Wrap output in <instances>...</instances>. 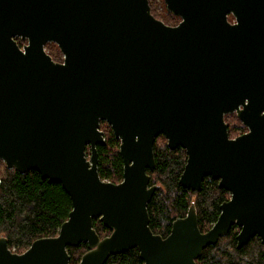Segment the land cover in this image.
<instances>
[{
  "label": "water",
  "instance_id": "obj_1",
  "mask_svg": "<svg viewBox=\"0 0 264 264\" xmlns=\"http://www.w3.org/2000/svg\"><path fill=\"white\" fill-rule=\"evenodd\" d=\"M163 1L175 26L148 0H0V161L60 184L71 201L55 237L23 253L0 237V264H69L67 248L80 244L78 264L131 249L143 264H196L233 226L237 249L264 243V0ZM227 114L247 131L229 138ZM102 121L119 141L118 184L98 175ZM160 135L185 151L183 189L198 193L210 177L229 194L206 232L193 204L165 238L149 228ZM96 219L111 232L102 239Z\"/></svg>",
  "mask_w": 264,
  "mask_h": 264
},
{
  "label": "trees",
  "instance_id": "obj_2",
  "mask_svg": "<svg viewBox=\"0 0 264 264\" xmlns=\"http://www.w3.org/2000/svg\"><path fill=\"white\" fill-rule=\"evenodd\" d=\"M166 16L157 13L155 2L148 0L151 14L165 25L175 26L177 19L165 10ZM232 16L228 20L232 21ZM176 20V22H175ZM19 46L24 42L16 39ZM48 46V44H46ZM45 46V47H46ZM53 61L61 62V57L47 53ZM229 138H235L247 130L235 114L224 116ZM105 145L97 146V171L103 181L118 184L122 180L123 162L119 155V141L115 139L111 128L100 122ZM241 131V133H239ZM88 154V150H87ZM154 169L147 171L150 185L158 186L148 206L149 228L165 238L172 222L185 217L191 204L194 205L198 228L206 232L215 223L220 210L219 206L229 199V194L218 188L217 181L204 178L201 191L192 193L183 189L178 181L186 163L185 151L181 148L170 150L166 139L160 135L153 144ZM0 237L7 240L9 249L23 253L36 240L55 237L61 224L67 220L71 211V201L61 185L41 178L35 171L19 174L8 170L0 161ZM93 228L99 238L111 232L97 219ZM239 228L233 226L229 233L218 240L216 245L208 246L202 252L196 264H264V243L254 237L240 249L236 248V235ZM87 251L86 246L67 248L69 264H77ZM105 264H143L135 249L111 256Z\"/></svg>",
  "mask_w": 264,
  "mask_h": 264
},
{
  "label": "rangeland",
  "instance_id": "obj_3",
  "mask_svg": "<svg viewBox=\"0 0 264 264\" xmlns=\"http://www.w3.org/2000/svg\"><path fill=\"white\" fill-rule=\"evenodd\" d=\"M154 2H155V8L157 9V13L158 14H160L161 16H166V13H165V11H164V7H163V5H162V2L161 1H163V0H153ZM163 3H164V1H163ZM164 6H165V4H164ZM165 10H166V7H165ZM167 11V10H166ZM175 17V16H174ZM176 18H178V17H176ZM177 24L179 23V21H180V19L178 18L177 19ZM175 22H176V20H175ZM231 22H233V19H232V21ZM46 46V45H45ZM44 49H45V51H46V53H48V52H50L53 56H56V57H61V60H62V54L60 53V51H59V49H58V47L55 45V44H53V43H48V46H46V47H44ZM102 122H104V121H102ZM106 123V122H105ZM107 124V123H106ZM112 131V130H111ZM239 133H241V131L239 132ZM113 134V133H112ZM2 162V161H1ZM4 165V164H3ZM1 167H0V171H1ZM12 251L13 252H15L14 251V249H12ZM80 261V260H79ZM79 263V262H78ZM77 263V264H78Z\"/></svg>",
  "mask_w": 264,
  "mask_h": 264
},
{
  "label": "flooded vegetation",
  "instance_id": "obj_4",
  "mask_svg": "<svg viewBox=\"0 0 264 264\" xmlns=\"http://www.w3.org/2000/svg\"><path fill=\"white\" fill-rule=\"evenodd\" d=\"M205 178H207V177H205ZM208 178H210V177H208ZM213 180V179H212ZM218 183V182H217ZM218 186V185H217Z\"/></svg>",
  "mask_w": 264,
  "mask_h": 264
}]
</instances>
